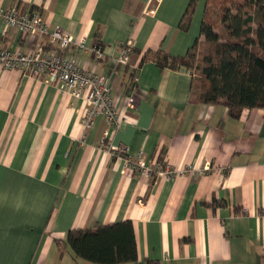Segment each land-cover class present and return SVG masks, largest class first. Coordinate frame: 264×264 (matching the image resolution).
Returning <instances> with one entry per match:
<instances>
[{
    "label": "crops",
    "instance_id": "crops-1",
    "mask_svg": "<svg viewBox=\"0 0 264 264\" xmlns=\"http://www.w3.org/2000/svg\"><path fill=\"white\" fill-rule=\"evenodd\" d=\"M0 0L38 10L90 51H69L87 71L107 77L124 116L117 129L96 118L85 129V104L53 85L0 70V264H94L64 242L72 229L130 221L137 260L128 264H264V110L228 116L191 102V73L160 69L148 51L183 57L201 41L205 0ZM130 40L134 52L115 64ZM0 41L27 51L0 21ZM129 104L131 106L129 107ZM142 152L147 163L177 171L165 180L127 168L105 144ZM204 165L209 171L202 172Z\"/></svg>",
    "mask_w": 264,
    "mask_h": 264
},
{
    "label": "trees",
    "instance_id": "trees-1",
    "mask_svg": "<svg viewBox=\"0 0 264 264\" xmlns=\"http://www.w3.org/2000/svg\"><path fill=\"white\" fill-rule=\"evenodd\" d=\"M195 2L191 0L179 28L186 29ZM200 35L201 41L183 57L148 51L144 60L160 69H187L192 76V103L222 106L233 119L245 110H264V0H205ZM198 43L201 50L197 53ZM94 45L102 48L99 42ZM58 243L67 246L75 258L94 264L137 260L130 221L72 229Z\"/></svg>",
    "mask_w": 264,
    "mask_h": 264
},
{
    "label": "built area",
    "instance_id": "built-area-1",
    "mask_svg": "<svg viewBox=\"0 0 264 264\" xmlns=\"http://www.w3.org/2000/svg\"><path fill=\"white\" fill-rule=\"evenodd\" d=\"M0 21L6 29L16 30L21 37L38 40V44L27 51L10 50L0 41V70H17L23 75L39 79L76 98L83 99L85 129H88L96 118L106 121L114 129L119 127L124 116L112 100L107 77L83 69L75 55L69 53V51L88 50L93 58L101 60L103 57L101 47L93 45L87 48L83 39L75 40L60 26L50 28L41 12L35 9L21 13L15 6L3 8L0 5ZM132 53L133 45L128 40L119 47L118 55L114 59L115 64L125 65ZM105 145L112 156L122 158L127 168L142 175L156 174L159 178L170 180L184 173H200L191 168L177 171L160 163H147L142 152L132 156L125 146ZM209 169L208 165H204L202 172H207Z\"/></svg>",
    "mask_w": 264,
    "mask_h": 264
},
{
    "label": "rangeland",
    "instance_id": "rangeland-1",
    "mask_svg": "<svg viewBox=\"0 0 264 264\" xmlns=\"http://www.w3.org/2000/svg\"><path fill=\"white\" fill-rule=\"evenodd\" d=\"M200 50H201V45H200V43H198V45H197V53L200 52ZM198 59H199V55H197L196 58H195V64H194V66L196 65ZM193 73L195 74L196 71H194Z\"/></svg>",
    "mask_w": 264,
    "mask_h": 264
}]
</instances>
